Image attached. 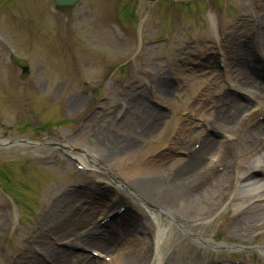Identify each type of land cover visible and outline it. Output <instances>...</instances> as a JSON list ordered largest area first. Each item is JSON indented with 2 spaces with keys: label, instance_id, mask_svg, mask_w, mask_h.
Returning <instances> with one entry per match:
<instances>
[{
  "label": "rangeland",
  "instance_id": "374dc122",
  "mask_svg": "<svg viewBox=\"0 0 264 264\" xmlns=\"http://www.w3.org/2000/svg\"><path fill=\"white\" fill-rule=\"evenodd\" d=\"M52 5L0 0V141L31 143L0 147V264L56 263L90 248L78 236L92 229L98 264H264V219L235 205L236 147L213 164L222 186L202 221L176 218L136 177L188 161L203 138L227 143L197 118L209 99L229 94L264 121L227 79L231 54L259 48L264 0ZM249 65L235 75L256 79ZM150 113L154 125L135 124Z\"/></svg>",
  "mask_w": 264,
  "mask_h": 264
},
{
  "label": "bare ground",
  "instance_id": "6f19581e",
  "mask_svg": "<svg viewBox=\"0 0 264 264\" xmlns=\"http://www.w3.org/2000/svg\"><path fill=\"white\" fill-rule=\"evenodd\" d=\"M258 32L260 34H255L257 40L250 43L255 46L258 43L259 48L256 51L235 52L229 56L227 79L234 90L245 92L256 101V108L264 120V30ZM255 58L256 62H254ZM250 63L254 64L253 66L258 64L262 68L256 79L235 75L238 66H250ZM212 90L206 91V96L213 95ZM200 108L201 115L197 118L203 120L207 128L223 133L227 143L215 142L210 137L203 138L197 143L198 147L188 161L177 162L167 172L150 169L149 172L136 173V177H141L143 180L140 181L143 185L140 187L141 190L149 196H155V199H162L168 205V212L176 218L186 223L202 221L205 215L213 210L216 188L222 186L218 183L220 176L215 175L213 164L223 161L230 148L236 147L232 160H236L238 168V186L245 191L237 199L236 209L241 212L244 222H259L264 219V121L254 123L258 113H250V108L246 104L238 102L229 94H223L217 99H209ZM155 118L157 117L150 113L147 117L136 119L135 124L146 123L152 126L157 121ZM135 138L142 137L139 134ZM182 138L179 137V140L182 141ZM120 154V151L114 154L120 157L118 161L120 163L130 158V155L123 157ZM127 157L129 158L126 159ZM82 162L81 160L80 163L83 164ZM258 171L260 180L254 176ZM151 190L157 194L154 195ZM99 233L101 232L92 229L89 234H80L78 239L95 247L99 245L97 235ZM159 236L160 234L157 236L158 239ZM82 237L84 239H81ZM157 244L159 245V240ZM91 247L82 248L84 251H76L78 253L75 254L53 252V255L59 257L53 264H98L95 259L89 261L90 255H86L85 251L100 258L107 257Z\"/></svg>",
  "mask_w": 264,
  "mask_h": 264
},
{
  "label": "water",
  "instance_id": "95a60500",
  "mask_svg": "<svg viewBox=\"0 0 264 264\" xmlns=\"http://www.w3.org/2000/svg\"><path fill=\"white\" fill-rule=\"evenodd\" d=\"M55 5L58 7H73L75 6L79 0H53ZM147 2H152L156 0H142ZM24 73H27V69H23ZM17 145H31V143L23 142V141H13V142H3L0 141V147H6V146H17Z\"/></svg>",
  "mask_w": 264,
  "mask_h": 264
},
{
  "label": "flooded vegetation",
  "instance_id": "af4514ba",
  "mask_svg": "<svg viewBox=\"0 0 264 264\" xmlns=\"http://www.w3.org/2000/svg\"><path fill=\"white\" fill-rule=\"evenodd\" d=\"M52 6L53 8H55L56 10H60V11H65V10H69V9H72V8H69V7H57L53 2H52ZM72 105V104H71ZM40 125H42V128H44L45 126L47 127V125H44V124H41L40 122ZM49 125V124H48ZM50 126V125H49ZM78 151V150H77Z\"/></svg>",
  "mask_w": 264,
  "mask_h": 264
}]
</instances>
